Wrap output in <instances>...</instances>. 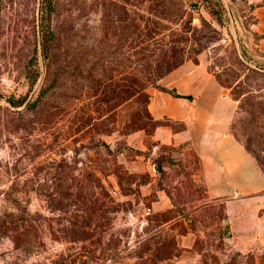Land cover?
<instances>
[{"label":"rangeland","instance_id":"374dc122","mask_svg":"<svg viewBox=\"0 0 264 264\" xmlns=\"http://www.w3.org/2000/svg\"><path fill=\"white\" fill-rule=\"evenodd\" d=\"M260 6L0 0V264H264V193L221 197L149 108L222 86L264 175Z\"/></svg>","mask_w":264,"mask_h":264},{"label":"crops","instance_id":"0c3cea01","mask_svg":"<svg viewBox=\"0 0 264 264\" xmlns=\"http://www.w3.org/2000/svg\"><path fill=\"white\" fill-rule=\"evenodd\" d=\"M249 4H262L264 0H248ZM261 24L264 22L262 19ZM264 55V39L257 46ZM207 95L205 87H202ZM210 97L200 96L192 101L166 99L165 104L150 103L155 121L168 119L183 125V131L171 135V142H191L194 152L201 156L207 185L221 186V197L241 195L246 197L264 193V175L254 158L231 132L233 120L239 111V100L227 96L224 88L213 87ZM180 104L185 112H176ZM165 132V131H164ZM209 168V169H208Z\"/></svg>","mask_w":264,"mask_h":264},{"label":"trees","instance_id":"16d2710c","mask_svg":"<svg viewBox=\"0 0 264 264\" xmlns=\"http://www.w3.org/2000/svg\"><path fill=\"white\" fill-rule=\"evenodd\" d=\"M159 91L163 92V93H166L168 95H170L172 98H176V99H186L188 101H192V97L191 96H180L178 95L174 90L172 91H168V90H165V89H160ZM237 100V99H235ZM238 140V139H237ZM240 142V141H239ZM242 144V143H241ZM243 145V144H242ZM244 149L254 158V160L256 161L257 165H258V162L256 160V157L253 156V154L247 149V147L245 145H243ZM259 167V165H258ZM161 171V170H160Z\"/></svg>","mask_w":264,"mask_h":264}]
</instances>
